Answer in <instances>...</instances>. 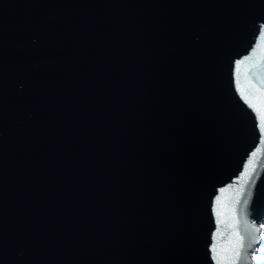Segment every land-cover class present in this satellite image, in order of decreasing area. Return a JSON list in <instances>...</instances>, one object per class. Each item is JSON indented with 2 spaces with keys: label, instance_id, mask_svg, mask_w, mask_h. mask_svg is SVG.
I'll list each match as a JSON object with an SVG mask.
<instances>
[{
  "label": "water",
  "instance_id": "water-1",
  "mask_svg": "<svg viewBox=\"0 0 264 264\" xmlns=\"http://www.w3.org/2000/svg\"><path fill=\"white\" fill-rule=\"evenodd\" d=\"M264 0H0V264H255Z\"/></svg>",
  "mask_w": 264,
  "mask_h": 264
},
{
  "label": "rangeland",
  "instance_id": "rangeland-1",
  "mask_svg": "<svg viewBox=\"0 0 264 264\" xmlns=\"http://www.w3.org/2000/svg\"><path fill=\"white\" fill-rule=\"evenodd\" d=\"M262 228V242L258 248L259 252L257 251L255 254V264H264V223L262 224Z\"/></svg>",
  "mask_w": 264,
  "mask_h": 264
},
{
  "label": "trees",
  "instance_id": "trees-1",
  "mask_svg": "<svg viewBox=\"0 0 264 264\" xmlns=\"http://www.w3.org/2000/svg\"><path fill=\"white\" fill-rule=\"evenodd\" d=\"M258 252H259V250H258Z\"/></svg>",
  "mask_w": 264,
  "mask_h": 264
}]
</instances>
